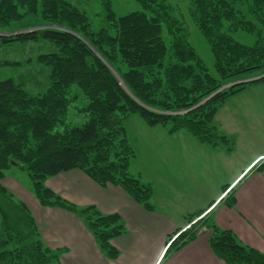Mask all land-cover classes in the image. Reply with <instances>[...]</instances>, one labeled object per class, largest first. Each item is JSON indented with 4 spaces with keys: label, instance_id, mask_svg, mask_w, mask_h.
<instances>
[{
    "label": "trees",
    "instance_id": "16d2710c",
    "mask_svg": "<svg viewBox=\"0 0 264 264\" xmlns=\"http://www.w3.org/2000/svg\"><path fill=\"white\" fill-rule=\"evenodd\" d=\"M138 1L143 9L117 16L111 1L103 0L108 26L95 31L86 12L69 0H0L1 27L38 12L44 23L63 27L2 36L4 42L40 36L58 51L38 56L51 68V85L43 93H31L13 78L0 80V179L13 164L25 167L41 205L78 215L112 259L120 253L112 240L126 231L122 216L95 204L77 205L44 181L78 168L103 187L121 186L153 210V185L129 170L136 152L126 119L139 115L149 126L186 131L230 154L236 142L220 129L216 115L231 96L264 83V0H191L190 16L210 45L215 74L190 43L186 23L171 2ZM235 30L254 35L255 43L236 41L230 34ZM240 80L247 81L234 83ZM73 84L85 96L81 105H75L79 94ZM73 107L81 117L70 116ZM0 192L9 195L5 186ZM228 204L235 205L234 196ZM17 206L21 216L0 203V264H61L65 249L48 245L28 207ZM205 211L187 215L190 226L169 239L165 255L191 243L205 225L223 264H264V252L243 244L231 229L207 219L198 226Z\"/></svg>",
    "mask_w": 264,
    "mask_h": 264
},
{
    "label": "crops",
    "instance_id": "0c3cea01",
    "mask_svg": "<svg viewBox=\"0 0 264 264\" xmlns=\"http://www.w3.org/2000/svg\"><path fill=\"white\" fill-rule=\"evenodd\" d=\"M126 121L130 122V131L127 128L130 141L139 142L133 144L131 141L136 156L129 170L153 185L155 209L144 208L121 186L103 187L78 168L49 177L55 183L48 187L77 205L95 204L104 212H118L126 224L133 222L146 229L153 228L154 233L159 223L158 215L166 216L170 221L167 227L171 232L176 231L160 232L151 249V259L140 264H162L167 257L163 254L169 239L189 226L187 215L198 210H206L198 218V226L207 219L220 228L231 229L243 244L264 245V168L259 169V164L264 162L263 82L251 84L243 92L231 96L217 113L216 123L236 142L230 154L199 143L186 131L170 133L163 126H149L136 114ZM239 154H243L245 160L232 170V160ZM58 183L67 186L58 190ZM231 196L235 198L234 206L228 204ZM32 204L36 207L34 216L43 240L53 248L65 249L61 264H103L105 256L74 213L60 207L64 214L72 217L71 224L56 222L57 219L45 220L39 202L34 200ZM131 213L136 216L134 219ZM210 233L205 225L199 227L197 238L172 254L167 264H204L205 258L199 256L201 238L205 241V251L214 257L213 264H223L206 242ZM168 235L170 238L165 242ZM139 242L138 238L132 241V251L144 258L147 254H141L137 248ZM113 245L120 247L117 243ZM107 264L115 262L108 260Z\"/></svg>",
    "mask_w": 264,
    "mask_h": 264
},
{
    "label": "rangeland",
    "instance_id": "374dc122",
    "mask_svg": "<svg viewBox=\"0 0 264 264\" xmlns=\"http://www.w3.org/2000/svg\"><path fill=\"white\" fill-rule=\"evenodd\" d=\"M69 1L72 2L74 5H76L80 10L86 12V14L90 19L93 30L98 31L101 28L108 26V22L105 17L106 9L103 0H69ZM110 1L112 4V8L117 16L124 15L131 11L143 9L142 4L138 0H110ZM168 1L171 2L176 7L175 8V10L177 9L176 14L178 13L180 18L186 23V26L189 31L190 43L194 46L197 53L203 58V60L209 67L210 72L212 74H215V70L213 68L214 60L210 45L207 39L205 38V36L202 34L201 30L195 25L194 21L190 16L191 0H168ZM45 27L63 28L60 26H53L44 23L42 16L40 15V12L36 13L35 15L29 14L28 16H25V18L19 21L18 24L14 23L11 27L0 26V80L13 78L17 83L22 84L25 89H27L29 92L34 94L43 93L50 87L51 68L49 65L45 64L44 62H40L37 59L40 54L58 51V47L54 43L40 36L25 41L16 40V41L4 42L2 40L3 37L9 38V36L21 31L34 30ZM225 29H228V22H225ZM71 32L76 34L73 31ZM230 34L236 41L242 44L252 45L256 41V37L254 35L243 30L231 31ZM164 35L166 38V33H164ZM252 79H256V78H251V80ZM243 81H247V80H240L234 83H240ZM230 84H226L225 87L229 86ZM72 88L75 93L77 92L79 94L75 105H81L82 102H84L85 100L84 94L82 93L80 87L77 84H73ZM76 111H77V107H73L71 109L70 116L81 117V115L77 114ZM124 124L125 127L128 128V130L130 131V122L125 121ZM131 138L133 139L132 136ZM131 141L133 144L139 143L138 141L135 140H131ZM244 160L245 157L243 154L237 155L232 160L230 168L232 170H235V168L237 169L240 166L239 164ZM257 163L258 161L255 164ZM263 165L264 162H261L259 164V167H263ZM54 183L55 181L49 177L44 181V184L46 186H48L49 184L54 185ZM0 186H5L9 194L8 197H4L3 193L0 192V203H2L12 214L20 215L21 210L20 207H18L17 205L22 206V204H25L30 210L31 214L33 216L35 215L36 207L33 206L32 203L34 200L38 202L39 200L37 199L34 193L32 178L30 177L25 167H23L20 164L11 165L8 169L5 170V176L2 179H0ZM65 186H67V184L58 183L57 189L61 190ZM39 204L41 205L40 202ZM118 204L119 202L116 203V207ZM41 206L42 207H40V209L42 210L41 212L45 220L54 221L55 219H57L56 222L60 221L61 223H66V224H71L74 222L70 215L64 214L61 211L60 206H43V205ZM80 206H84V205H80ZM50 210L52 211L50 212ZM70 213L73 214V212ZM73 215H75L80 221H82V219L78 215L76 214ZM131 215H133L132 219L136 217L133 213H131ZM158 216H159V223H158V227L156 228V233H154L153 228L152 230H150L149 228L146 229L145 227L139 226L138 224H135L133 222H131L130 224L125 223L126 231L112 240L113 243H117L120 246L119 247L120 253L117 258L112 259L107 257V255L103 253L99 244L97 243V241L93 236L98 249L105 256L103 264H107L108 260L115 262V264H140L146 262L147 260L149 261L151 259V249L154 245V242L156 243V241H158L157 237L158 235H160V232L164 231V233L168 232V234H171L174 231H176L174 230L171 232L172 229L167 227L170 221L169 220L167 221L166 216L164 215H158ZM209 236L210 234L208 235L206 242L210 247ZM135 238L140 239V242L137 244V248L141 251V254L146 252L147 254L146 257L140 258L139 256H136L133 253L132 241ZM168 238H170L169 235L166 236L165 242L167 241ZM204 242H205L204 239L201 238L199 246L202 250L199 256L205 258L204 264H213L212 258L214 257L210 255L207 251H205V248L203 247L205 246ZM254 245L255 247L261 249L260 251L264 252L263 244L259 243ZM177 251L179 250L172 248L167 253V257L164 259L162 264H167L170 256ZM165 252L163 254V257L165 255ZM211 252L214 254L212 249ZM217 258L219 259V257Z\"/></svg>",
    "mask_w": 264,
    "mask_h": 264
},
{
    "label": "water",
    "instance_id": "95a60500",
    "mask_svg": "<svg viewBox=\"0 0 264 264\" xmlns=\"http://www.w3.org/2000/svg\"><path fill=\"white\" fill-rule=\"evenodd\" d=\"M12 163H13V161H12Z\"/></svg>",
    "mask_w": 264,
    "mask_h": 264
}]
</instances>
